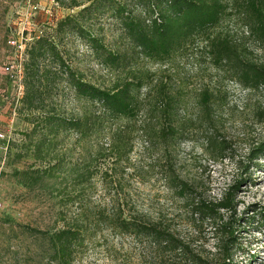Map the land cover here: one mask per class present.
<instances>
[{"label":"trees","instance_id":"1","mask_svg":"<svg viewBox=\"0 0 264 264\" xmlns=\"http://www.w3.org/2000/svg\"><path fill=\"white\" fill-rule=\"evenodd\" d=\"M54 1L65 9L83 8L76 16L57 23L56 36L43 33L38 37L37 31L31 33L33 40L25 51L20 110L31 124L30 131L23 135L27 155L34 162L16 175L29 190L41 189L46 184L50 196L57 199V216L63 226L45 232L32 230V235L46 241L51 264H82L87 240L103 229L148 239L165 251L182 250V242L158 223L138 220L114 201H95L94 179H105L127 162L138 138H144L151 146L168 147L188 136L192 128L208 127L211 133L207 142L211 148L227 152L228 145L217 137L215 126L216 109L225 100V93L209 87L196 91V119L181 120L178 113L190 92L174 86L170 80L154 82L155 75L133 69L132 64L141 57L166 64L204 42L210 63L226 79L249 91L264 93V64L255 62L243 43L215 32L227 16L234 14L264 47V0ZM104 16L119 24L130 51L116 52L94 33L92 24L100 23ZM11 34L12 31L7 40ZM71 35L85 41L105 69L122 72L123 76H118L110 88L86 80L84 74L71 67L66 53L59 48ZM149 81L153 85L142 98L141 89ZM74 101L78 107H69ZM260 114L264 122V108ZM261 156L264 140L253 149L249 164ZM37 164L39 167L33 169ZM105 164L110 165L103 170ZM169 175L171 187L192 202L194 213L211 221L219 231L216 263L237 264L236 231L223 221L220 212L234 209V193H226L216 203L196 200L189 195L192 191L188 182L173 171ZM11 247L7 243L0 248V264L19 262ZM194 262L208 264L202 258Z\"/></svg>","mask_w":264,"mask_h":264},{"label":"rangeland","instance_id":"2","mask_svg":"<svg viewBox=\"0 0 264 264\" xmlns=\"http://www.w3.org/2000/svg\"><path fill=\"white\" fill-rule=\"evenodd\" d=\"M34 2L39 9L31 13L26 0H0V132L5 138H0V248L12 244L11 251L19 261L12 264H51L46 241L41 236L34 237L31 231L45 232L63 225L57 216V199L50 196L46 184L41 189L29 190L16 175L30 168L34 160L27 155L23 134L30 131L31 124L20 110L18 86L1 70L14 52L7 44V35L12 31L18 38L24 36L25 30L32 29L37 34L56 36L57 23L76 16L83 8L65 9L51 0ZM92 25L94 33L102 37L108 48L120 53L130 51L129 42L115 19L104 16L100 23L95 21ZM215 32L243 43L249 56L264 64V47L250 35L237 15L227 16ZM204 46V42H198L189 52L166 64L141 57L132 68L155 75L154 82L170 80L174 86L190 92L178 113L181 120L196 119L199 113L196 91L209 87L225 93V100L216 109L215 126L217 137L228 145L227 152L223 154L211 148L207 142L211 133L208 127H194L188 136L168 147L151 146L144 138H138L127 162L113 169L105 179L101 176L94 179L95 201L102 204L114 201L126 214L158 223L180 240L184 248L165 251L148 239L103 229L87 240L82 264H195L196 258L217 264L219 231L211 221L194 213L192 202L171 187L170 171L188 182L192 191L189 195L196 200L216 203L226 193H234V209L220 211L223 221L236 231L234 262L264 264V156L248 162L253 149L264 140L260 114L264 93L249 91L226 79L210 63ZM59 48L66 53L71 67L92 83L110 88L118 76H123L122 72L105 69L85 41L75 35L65 39ZM152 85L149 81L143 86L142 98ZM76 104L74 101L69 107H78ZM17 154L24 157L19 159ZM109 165H103L102 169ZM38 167L37 164L33 169Z\"/></svg>","mask_w":264,"mask_h":264},{"label":"built area","instance_id":"3","mask_svg":"<svg viewBox=\"0 0 264 264\" xmlns=\"http://www.w3.org/2000/svg\"><path fill=\"white\" fill-rule=\"evenodd\" d=\"M28 2V5L31 9V13H35L38 11L39 6L36 5L34 0H26ZM52 3H55L54 0H51ZM30 24L31 19H30ZM25 30L24 36L16 38L15 34L12 32V34L9 36L7 40L8 46L14 50L12 53L7 57V61L3 64L1 70L4 75L10 78L11 81H13L17 86H18V96H17V101L20 102L23 92H24V87L22 84L23 80V65L26 60V46L29 42L33 40L32 38V29L30 31ZM26 34V35H25ZM41 35L37 34L39 37ZM0 138L3 140L4 135L2 132H0Z\"/></svg>","mask_w":264,"mask_h":264}]
</instances>
